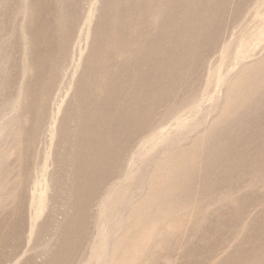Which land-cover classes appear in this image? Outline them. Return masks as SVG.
I'll return each instance as SVG.
<instances>
[{
    "label": "rangeland",
    "instance_id": "rangeland-1",
    "mask_svg": "<svg viewBox=\"0 0 264 264\" xmlns=\"http://www.w3.org/2000/svg\"><path fill=\"white\" fill-rule=\"evenodd\" d=\"M0 264H264V0H0Z\"/></svg>",
    "mask_w": 264,
    "mask_h": 264
}]
</instances>
